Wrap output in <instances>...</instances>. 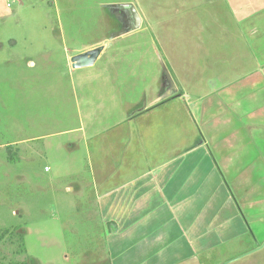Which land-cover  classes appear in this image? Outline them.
<instances>
[{
    "label": "rangeland",
    "instance_id": "obj_1",
    "mask_svg": "<svg viewBox=\"0 0 264 264\" xmlns=\"http://www.w3.org/2000/svg\"><path fill=\"white\" fill-rule=\"evenodd\" d=\"M119 1L0 0V232H11L0 242V264H37L52 255L54 264H106L102 243L113 229L97 206L94 173H109L111 162L110 185H126L160 160L167 137L157 128L153 146L146 145L147 129L169 118L167 124L170 112L176 117L172 151L184 149L180 120L186 147L195 143L188 137L195 112L182 93L158 102L142 118L129 116L145 111L167 89L164 67L177 88L196 93L242 72L243 40L222 17L223 0L214 6L194 3L205 0H134L142 27L116 37L127 19L108 6ZM202 18L207 28L201 37L212 40L217 58L201 53L199 33L190 27ZM100 47L94 66L72 68L74 56ZM115 121H125V129H110ZM135 136L145 142L138 156ZM127 142L130 152H122ZM86 145L90 159L83 154ZM99 149L102 154H94ZM259 246L248 255L253 251L245 237L223 243L199 262L264 264V244Z\"/></svg>",
    "mask_w": 264,
    "mask_h": 264
},
{
    "label": "crops",
    "instance_id": "obj_2",
    "mask_svg": "<svg viewBox=\"0 0 264 264\" xmlns=\"http://www.w3.org/2000/svg\"><path fill=\"white\" fill-rule=\"evenodd\" d=\"M133 1L113 3L135 5ZM219 1L194 3L214 6ZM223 4L222 17L240 31L245 53L240 60L245 59V63L235 78H217L198 93L181 85L173 95L182 93L181 98L186 105L188 100L195 112L194 129L188 136L194 145L186 147V125L180 120L177 124L181 126L175 125L181 131L180 145L184 149L180 146L172 151L170 127L176 117L170 112L167 124L169 118L165 116L163 125L147 129L150 137L146 145L153 146L157 128L167 137L168 142L163 144L167 149L160 160L151 162L145 172L126 185H110L114 177L111 162L109 173L93 175L99 180L94 188L97 206L113 229L102 243L106 264H200L199 260L205 261L210 251L223 243L246 237L252 246L249 251H253L248 255L264 244V0H223ZM123 16L128 18L127 13ZM211 16L219 21L214 13ZM196 24L190 27L199 33L201 53L208 51L217 58L219 51L212 47V40L201 37L207 28L204 18ZM165 90L145 111L129 119L151 113ZM179 117L185 120L184 115ZM119 121L109 123V128L125 129V121ZM134 131L138 132L136 128ZM144 143V138L135 139L137 156L138 150L145 151ZM128 145L121 147L122 152L129 151ZM101 152L99 149L94 154ZM92 153L86 145L85 158L90 159ZM104 154L102 161L110 157V151ZM114 213L117 218L112 217ZM55 260L52 255L37 264H54Z\"/></svg>",
    "mask_w": 264,
    "mask_h": 264
},
{
    "label": "water",
    "instance_id": "obj_3",
    "mask_svg": "<svg viewBox=\"0 0 264 264\" xmlns=\"http://www.w3.org/2000/svg\"><path fill=\"white\" fill-rule=\"evenodd\" d=\"M108 7L110 9H115V10L117 9V10L123 11L128 14L126 27L122 29V31L117 33L116 37L127 35L129 33L139 30L142 27L141 15L133 3L115 4V5H111ZM102 51H103V48L100 47V48H96L91 51L85 52L83 54L74 56L71 59L72 68L74 70H77V69H83V68L94 66L97 60L99 59ZM164 71H165V78L167 80V85H166L167 89L160 96V98L158 99V102H161L163 100L170 98L178 91V88L173 78L171 77L169 71L165 67H164Z\"/></svg>",
    "mask_w": 264,
    "mask_h": 264
},
{
    "label": "trees",
    "instance_id": "obj_4",
    "mask_svg": "<svg viewBox=\"0 0 264 264\" xmlns=\"http://www.w3.org/2000/svg\"><path fill=\"white\" fill-rule=\"evenodd\" d=\"M176 96H177V95L172 96V97H170V98H168V99H166V100H163L162 102H165V101H167V100H171L172 98H175ZM10 234H11V232H10L9 229H6V230L0 232V242L3 241V239H4L5 237H7L8 235H10ZM22 252H23V253L25 252V248H24V246H23V251H22ZM12 264H29V263H27V262H14V263H12Z\"/></svg>",
    "mask_w": 264,
    "mask_h": 264
}]
</instances>
